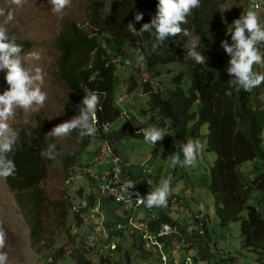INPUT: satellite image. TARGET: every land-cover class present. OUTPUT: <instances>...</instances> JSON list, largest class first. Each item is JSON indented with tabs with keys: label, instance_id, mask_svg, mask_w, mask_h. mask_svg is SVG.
Wrapping results in <instances>:
<instances>
[{
	"label": "trees",
	"instance_id": "16d2710c",
	"mask_svg": "<svg viewBox=\"0 0 264 264\" xmlns=\"http://www.w3.org/2000/svg\"><path fill=\"white\" fill-rule=\"evenodd\" d=\"M157 5L158 0H111L109 5L104 0H90L88 28L74 19H67L63 23L56 40L59 51L57 66L58 79L69 90L68 115L70 119L78 115L85 88L100 93L103 106V111H98L99 131L95 136L80 138L78 131H73L80 149L72 157L66 158L65 167L74 169L79 163V157L89 152L94 141L101 142L103 146L97 154L101 151V154L109 153L110 150L117 157L119 153L115 147L127 134L144 138V133L137 134L130 121L119 130H111V125L124 116L116 96V85L119 69L124 68L131 59L129 49L132 48V53L137 50L139 55L145 57L144 62L150 72L161 66L173 65L176 68L171 81L174 88L165 93L160 87L145 84L144 95L150 98L149 108H142L141 112L150 117L154 126L164 129L169 126L168 130H173L180 144L187 143L190 134L207 141L208 150L217 155V160L210 168L209 183V192L216 202L217 218L223 227L240 221L246 251L264 256V212L261 208L264 204V83L251 92L241 90L237 93L231 88L232 95H226L230 90L231 77L226 71L230 57L221 47V42L228 36V29L221 15L215 12L214 0H201L200 7L188 16V23L181 25L194 36L201 37L198 51L205 56V64L184 59V45L188 38L182 35L169 38L154 52L152 46L155 37L150 33L133 35L127 25L132 22L139 31L144 23H150L157 12ZM137 12L143 13V20L139 22L135 21ZM105 32L111 33L112 38L104 36ZM16 43L22 45L24 50L31 48V43L26 40L16 39ZM258 47L264 52V45ZM254 70L264 74V65H254ZM8 88L5 76L0 74V90ZM134 89L133 85H128V94L135 92ZM34 122L36 127L32 122L19 125L17 144L14 152L9 155L16 165V173L5 180L10 191L15 194L30 228L31 249L38 255L52 251V261H48V264H57L58 260L67 255L64 248L56 246L57 239L51 229L55 220L52 219V208L48 205L42 183L48 177V168L53 160L42 155V152L50 144H56V148L58 144L55 138L46 136L51 131V125L44 116L38 115ZM106 123L107 130L104 128ZM166 136L156 144L157 147L167 148L169 139L173 137L168 139V134ZM250 162L252 166L243 169ZM88 171L89 178L93 177ZM255 193L259 194L256 198L253 197ZM253 199L255 204H252ZM67 202L61 203L63 210L59 211L62 226L66 228L69 219ZM97 203L98 196L93 195L77 214L79 225L83 224L80 213L88 214L96 208ZM154 211L157 212L152 213L148 220L141 221L144 224L142 230L135 231L146 233L160 247L150 244L148 238L140 235L138 244L143 253L150 254L158 264H167L165 248L171 243L178 246L176 241L180 236H185V241L181 239L185 244L178 251L180 260L177 263L210 264L211 254L207 255L206 251L210 250L211 239L204 221L206 219L199 223L201 229H197L198 232L194 229L189 233L180 230L178 223L163 210L157 208ZM115 221L116 217H108L109 224ZM164 225H169L172 230L161 237L159 232ZM56 236L58 238L62 234ZM205 237L208 241H205ZM71 242L75 249L69 257L76 264H93L76 248L81 244H75L73 239ZM121 248L117 244L116 250L109 254L122 253ZM194 249L197 255L191 256L190 252ZM124 259L126 264H130L128 253ZM99 260V264L112 262L109 256L99 257ZM233 261L229 258L224 263ZM169 264H173V260Z\"/></svg>",
	"mask_w": 264,
	"mask_h": 264
},
{
	"label": "rangeland",
	"instance_id": "374dc122",
	"mask_svg": "<svg viewBox=\"0 0 264 264\" xmlns=\"http://www.w3.org/2000/svg\"><path fill=\"white\" fill-rule=\"evenodd\" d=\"M104 1L108 5L111 2V0ZM214 2L216 4L215 12L221 15L228 33L232 30L233 21L240 18L243 12L246 13L248 10L256 11L260 22L264 23V0H214ZM89 3L90 0H72L71 7L66 9L67 14L61 18L52 13L48 0H27L23 7L11 4V0H0V7L14 11L15 18L7 25L9 36L15 37V40H26L31 43V48L23 49L22 55L27 54L29 51L41 53L42 59L40 61H26L24 66H31L33 70L39 66L44 70L45 83L42 90L48 93L45 106L40 111L26 113L22 109L16 110L14 118L9 122L15 131H17L19 125L26 122H32L36 127L34 118L38 115L44 116L49 121L51 130L60 123L70 120L67 108L69 90L58 79L57 59L59 51L56 47V40L63 23L67 19L77 20L88 28L87 11ZM257 3H262L260 9L256 8ZM2 21L3 18H0V22ZM226 39L230 42V35ZM259 45H264V43ZM129 52L131 59L134 60L130 59L129 61L132 64L127 63L124 68L119 69L116 85V96L124 116L111 125V130H119L130 121L137 132L143 133L142 129L154 126V122L150 121V117L141 112L142 108H149L148 101L150 98L148 95H144L145 84L150 83L156 88H162L165 93L169 92L175 86L171 81L176 74V68L173 65H167L150 72L144 61L140 64L137 63V57L139 56L137 50L132 53L131 48ZM116 61L120 62V60ZM0 74L5 76L6 72L0 71ZM128 85H133L135 92L128 94ZM4 91L5 89L0 90V94H3ZM168 129H165L168 139L173 138L169 139L167 148L153 146L150 143H145L143 137L127 134L115 147L119 153L117 157L110 150L109 153L104 152V154H101V151L97 154L99 149H103V146L101 142L94 141L89 148V152L79 157V163L74 169L65 167L67 165L66 158L72 157L80 149L73 132L64 139L57 140L55 138L58 144L56 148L58 155L49 165L48 177L42 183V187L47 195L48 205L52 208V219L55 220L51 229L57 239L56 246L64 248L67 255L66 258L58 260L57 264H76L69 257L75 249L71 240L73 239L75 244L80 243L79 248L81 249L83 239L91 231L92 226H95L98 222L97 215L92 210L88 214L80 213L82 214V225H79L77 221V214L85 208L93 195H97V183L95 179H91L92 177L89 178L86 170H89L90 176L94 177L102 172H118V177H125L126 180H132L136 183L140 189L137 186L134 188L141 190L145 197L159 186L162 178H170L171 192L167 207L148 208L145 205L137 208L134 205L121 206L112 202L110 210H108L109 216H118L117 221L126 224L128 215H130L137 227L142 228L144 224L141 221L148 220L152 213L157 212L154 210L158 208L175 220L180 230L189 233L194 229L198 232L197 229H201L199 223L206 219L204 221L211 239L209 243L210 250L206 251L207 255L211 254L210 264L215 262L219 264H264V256L248 252L244 248L240 221L223 227L217 218L216 202L209 192L210 168L217 160V155L208 150L206 140L203 141L190 134L187 141L199 139L201 142H206L202 155L198 157L194 166L181 167L177 165L173 167L168 159L170 155L179 153L181 160L184 157L179 147L180 140L174 137L173 130ZM174 144L177 145L174 146ZM252 164V162L247 163L243 169L251 167ZM148 179H152L151 186L147 183ZM258 196L257 193L253 195L254 198ZM64 201H68V229L66 226H62V221L59 218L61 214L59 211L63 210L61 203ZM255 203L256 201L253 199L252 204ZM261 208L264 212V204ZM128 210L130 214H128ZM118 211L121 212L120 214H125L126 217L120 216L119 213L116 214ZM0 224L6 232V244L0 251L8 254V264L49 263L48 259L51 257L52 251L38 255L31 249L30 228L18 206L15 194L10 191L3 177H0ZM177 232L180 231L177 230ZM59 233L62 236L57 238L56 235ZM140 235L144 238L142 231H135L134 229L124 232L122 235H116L114 242L116 246L118 244L122 247V253L111 255L109 252H105L102 257H111V264H126L124 255L128 253L130 264H158L156 259L150 254L143 253L140 249L138 244L141 240ZM183 237L185 236H180L179 240L176 241L178 246L171 243L170 246L165 248L164 253L168 259L167 264L170 260H173V264H178L177 262L180 260L177 256L179 255L178 251L183 248L182 244H185V242H181ZM183 239L185 241L186 238ZM204 239L208 241V238L205 237ZM135 241L136 243H134ZM196 253L194 249L190 252V255L193 256ZM185 254H187L186 251ZM88 258L92 260L93 264H99L100 262L95 254ZM229 258L234 259V261L224 263V260Z\"/></svg>",
	"mask_w": 264,
	"mask_h": 264
},
{
	"label": "clouds",
	"instance_id": "9594fccd",
	"mask_svg": "<svg viewBox=\"0 0 264 264\" xmlns=\"http://www.w3.org/2000/svg\"><path fill=\"white\" fill-rule=\"evenodd\" d=\"M26 2L27 0H11V4L17 7H23ZM48 3L51 5L52 13L62 18L67 14L66 9L71 7L72 0H48ZM200 4L201 0H158L157 12L152 16L150 23H144L137 31L134 23L130 22L127 29L133 35L150 33L154 36L155 43L152 46L154 52L161 45H164L169 38L174 39L181 35L187 37V42L184 45L186 49L184 59L186 61L191 59L196 64L203 65L206 62L205 56L198 51L201 37L194 36L187 28L181 26L188 23V16L192 14L194 9L199 8ZM259 4L262 6V3ZM0 18H3V21L0 22V71L6 72L5 80L9 86L8 90L0 94V177L7 179L16 173V165L9 158V155L14 152L18 140V133L9 122L14 118L17 109H22L26 113L40 111L45 106L48 93L42 90L45 83L44 70L39 66L35 67L34 70L31 66H24L26 61H40L42 59L41 53L29 51L22 55L23 46L16 43L15 37L9 36L7 25L15 18L13 10L0 7ZM141 20H143V13L137 12L135 21ZM231 29L230 33L227 34L230 35L232 43L229 44L227 39L221 42V47L230 57L226 69L231 77L229 80L230 90L226 93L229 96L232 95L231 88H234L237 93L241 90L251 92L253 88L264 83V74L254 70V65H264V52L258 47L259 44L264 43V23L260 22L256 11L248 10L246 13L243 12L240 18L233 21ZM103 35L109 39L112 38L111 33L105 32ZM144 60L143 55L137 57L138 64ZM127 62L128 64L132 63L131 61ZM84 92L85 96L79 106L78 115L53 127L46 136L60 140L71 135L73 131H78L80 138L92 137L97 134L99 131L97 128L98 111H103L101 94L87 88L84 89ZM104 128L107 130V123ZM142 131L145 143H150L153 146L161 142L166 136L165 129L156 126L142 129ZM176 145L174 144V146ZM205 145L206 142H201L199 139L188 140L187 143L179 145L183 152V160H181L179 153L170 155L168 159L173 167L177 165L181 167L194 166L198 157L202 155ZM42 155L55 160L58 155L56 144H50L45 152H42ZM92 179L94 180V176ZM147 183L151 186L152 179H148ZM135 186L136 184L132 180H128L123 185L122 190L126 192L129 204H131V196L133 195L129 189H133ZM170 192L171 179L162 178L159 186L154 191L149 192L146 198L141 197L138 192L135 193L138 197L136 203L138 205L145 204L148 208L167 207ZM111 200L113 199H98V202ZM113 203L115 202L113 201ZM97 209H99L98 203L96 208L92 210L97 215L96 219H98ZM99 212L104 215L108 213L101 212L100 209ZM117 218L118 216H116L114 223H119ZM163 228L165 231H171L169 225H164ZM161 234L163 235V233ZM5 244L6 232L0 224V249H3ZM76 248L87 257L92 256L83 251L84 239L81 249L79 245ZM97 258L99 259V257ZM48 261H52V257ZM0 264H8L6 252L0 251Z\"/></svg>",
	"mask_w": 264,
	"mask_h": 264
},
{
	"label": "built area",
	"instance_id": "2783aa9c",
	"mask_svg": "<svg viewBox=\"0 0 264 264\" xmlns=\"http://www.w3.org/2000/svg\"><path fill=\"white\" fill-rule=\"evenodd\" d=\"M261 4H257V8H260ZM95 182L97 183V196L98 199H113L116 204L121 206L123 205H134L139 208L145 206V204H137L136 199L138 198L135 193H139L141 197H145L141 190L137 188L129 189L133 193L131 196V204L127 201L126 192L123 191V185L125 181L122 177H118V172H102L98 173L94 177ZM146 198V197H145ZM98 214V222L95 226H92L91 231L84 238V253L87 255H97V257H102L105 252H113L116 250V244L114 242V237L116 235L122 234L126 231L142 230V228L137 227L136 223L133 222L132 218H128L126 224L122 223H113L112 225L108 223V218L104 214L99 213V209L96 210ZM143 227V226H142ZM171 228V227H170ZM172 230V228H171ZM171 231H165L164 228L159 232V236H166ZM163 233V235L161 234ZM145 239H149V243L156 245L155 240L144 233L143 236ZM158 245V244H157ZM159 246V245H158ZM148 247V245H147ZM160 247V246H159ZM166 261L165 257H162Z\"/></svg>",
	"mask_w": 264,
	"mask_h": 264
},
{
	"label": "crops",
	"instance_id": "0c3cea01",
	"mask_svg": "<svg viewBox=\"0 0 264 264\" xmlns=\"http://www.w3.org/2000/svg\"><path fill=\"white\" fill-rule=\"evenodd\" d=\"M113 202V200H111V201H109V202H107V201H99L98 202V206H99V209H100V211L101 212H104V211H108V210H110V204ZM100 213V212H99ZM104 213H106V212H104ZM120 214L121 212L120 211H118V212H116V214ZM128 214H130L129 213V210H128ZM106 216H109V214L108 213H106ZM121 216H126L125 214H121ZM112 216H110V218H111ZM131 216L130 215H128V218H130Z\"/></svg>",
	"mask_w": 264,
	"mask_h": 264
}]
</instances>
